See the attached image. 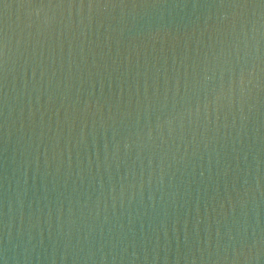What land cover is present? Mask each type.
Returning a JSON list of instances; mask_svg holds the SVG:
<instances>
[{"label":"water","instance_id":"95a60500","mask_svg":"<svg viewBox=\"0 0 264 264\" xmlns=\"http://www.w3.org/2000/svg\"><path fill=\"white\" fill-rule=\"evenodd\" d=\"M102 2L0 0V259L264 264V5Z\"/></svg>","mask_w":264,"mask_h":264},{"label":"snow or ice","instance_id":"6c2138e0","mask_svg":"<svg viewBox=\"0 0 264 264\" xmlns=\"http://www.w3.org/2000/svg\"><path fill=\"white\" fill-rule=\"evenodd\" d=\"M260 3L262 5H264V0H260ZM107 5H111V4H105L102 2V0H88V4H87L88 7H103V6H107ZM47 6H50V7H65V6L74 7V6H76V4H75V0H48ZM80 6L81 7L85 6L84 0H80ZM111 6H115V5H111ZM234 6L247 7L248 4L243 3V4L234 5ZM4 47H6V45L0 43V51H2V49ZM0 264H4L3 259H0Z\"/></svg>","mask_w":264,"mask_h":264}]
</instances>
